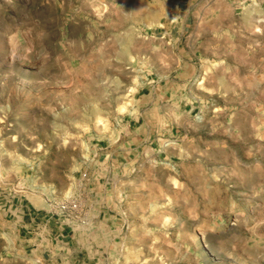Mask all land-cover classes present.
Segmentation results:
<instances>
[{
  "label": "rangeland",
  "instance_id": "rangeland-1",
  "mask_svg": "<svg viewBox=\"0 0 264 264\" xmlns=\"http://www.w3.org/2000/svg\"><path fill=\"white\" fill-rule=\"evenodd\" d=\"M195 1L0 0V264H264V0Z\"/></svg>",
  "mask_w": 264,
  "mask_h": 264
},
{
  "label": "built area",
  "instance_id": "built-area-1",
  "mask_svg": "<svg viewBox=\"0 0 264 264\" xmlns=\"http://www.w3.org/2000/svg\"><path fill=\"white\" fill-rule=\"evenodd\" d=\"M87 176L86 173L83 174V177L85 178ZM84 184V181L82 180L79 187H81ZM81 201L79 199L78 195H72L67 200H65L61 204V209L66 213H75L80 208Z\"/></svg>",
  "mask_w": 264,
  "mask_h": 264
},
{
  "label": "crops",
  "instance_id": "crops-1",
  "mask_svg": "<svg viewBox=\"0 0 264 264\" xmlns=\"http://www.w3.org/2000/svg\"><path fill=\"white\" fill-rule=\"evenodd\" d=\"M141 1V0H140ZM199 1V0H198ZM198 1L193 4H198ZM187 3H188V12L191 11L192 9V0H187ZM183 3H180V5H182ZM87 218V217H86Z\"/></svg>",
  "mask_w": 264,
  "mask_h": 264
}]
</instances>
